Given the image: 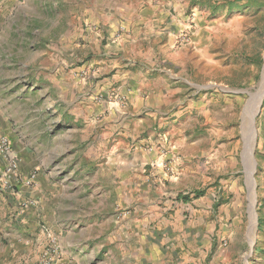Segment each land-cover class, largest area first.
Returning a JSON list of instances; mask_svg holds the SVG:
<instances>
[{
    "label": "rangeland",
    "instance_id": "1",
    "mask_svg": "<svg viewBox=\"0 0 264 264\" xmlns=\"http://www.w3.org/2000/svg\"><path fill=\"white\" fill-rule=\"evenodd\" d=\"M189 1V7H195L191 48L206 51L209 63L200 70L186 63L182 75L187 81L183 83L185 109L178 112L180 108L174 103L169 112L170 122L156 130L157 139L164 132L175 146L181 142L188 147L185 156L191 159L184 173L177 166L176 171L170 169L165 162L140 170L129 164L131 151L112 154L108 149L99 152L95 166L92 154L84 155H89L88 160L81 154L88 151L83 144L80 159L67 157L76 152L77 147L72 146L79 135H84L88 121H84V116L80 118L76 130L69 129V122L61 125L62 109L77 111L81 104L72 101L71 87L65 86L63 105H57V99L63 95L55 78L56 67L63 70L66 82L69 72L78 75L86 87L98 79L96 73L90 76L88 72V68L90 72L95 70L94 65L72 58L77 52L76 44L81 43L78 34L83 25H78L76 19L85 11L81 0H47L43 8L37 5L25 10L22 17L16 16L17 30L7 29L3 34L4 48L12 53L20 75L18 85L25 87L23 92L28 97L16 104L18 132L11 144L15 142L20 148L15 154L17 162L33 161L37 168L45 147L64 150L63 163L58 169L53 166V170L65 185V197L60 204L66 213L90 216L93 225L122 228L124 238L132 244L142 237L151 242L182 240L191 247L201 245L206 253L202 264H263L264 97L257 104V91L264 80V0ZM45 45L46 60L43 54L36 56ZM44 62L49 82L47 109L36 99L40 89L29 84L32 79L38 81L34 79L35 71ZM251 119L254 138L250 153ZM51 136L53 139L45 145L46 137L50 140ZM130 147L148 150L136 141ZM252 160L253 227L248 181ZM91 166L96 170H91ZM155 166H159L160 173ZM34 167L35 176L41 170ZM101 179L108 180L106 188ZM194 191L203 193L178 205L177 193L192 197ZM189 246L192 256L196 249L192 251Z\"/></svg>",
    "mask_w": 264,
    "mask_h": 264
},
{
    "label": "crops",
    "instance_id": "2",
    "mask_svg": "<svg viewBox=\"0 0 264 264\" xmlns=\"http://www.w3.org/2000/svg\"><path fill=\"white\" fill-rule=\"evenodd\" d=\"M46 1L0 0V136L9 139L14 155L20 150L15 142L11 144L18 132L16 104L28 97L23 92L25 87L18 85L20 75L15 70L12 53L4 48L3 34L7 29L17 30L16 16L22 17L25 10L37 5L43 8ZM189 3V0H81L85 11L76 18L78 25H83L78 34L81 43L76 44V56L72 58L85 59L84 62L94 65L98 79L86 87L78 75L69 72L66 78L69 82H66L63 70L56 67L55 78L63 95L57 99V105H63L65 86L71 87L72 101L81 104L72 112L60 108L61 125L69 122V129L76 130L80 118L84 116V121H88L83 128L84 135H79L72 146L77 147L76 152L67 157L80 159L83 144L88 151L81 154L84 158L87 152L92 154L95 166L99 152L108 149L112 154L131 151L129 164L140 170L165 162L172 170L181 168V174L186 171L191 159L185 156L188 147L181 142L175 146L163 132L173 149L165 153L158 151L164 143L156 138L159 136L156 130L170 122L169 112L174 103L180 108L178 112L185 109L183 83L187 81L182 75L186 63L198 70L209 63L206 51L191 48L194 22L191 14L195 7H189ZM188 25H191L190 42L180 45L178 32ZM45 47L36 53L40 57L43 54L44 60L47 59ZM35 72L34 79L38 81L32 79L33 83L29 81V84L40 89L36 99L47 109V63ZM53 136L50 140L46 137L45 145ZM134 141L148 150L132 149L130 143ZM43 151L39 168L33 161H18L12 174L6 172V161L0 156V264H37L48 234L61 249V255L52 264H202L205 260L201 245L191 247L182 240L151 242L142 237L132 244L124 238L122 228L112 230L108 226L93 225L90 216L64 212L60 199L65 197V185L58 181L55 172L64 161V150L51 146ZM116 157L113 159L119 161ZM33 166L41 170L35 176ZM95 166L91 170H96ZM107 183L108 180L101 179L103 188ZM179 194L186 195L176 194L178 205L190 202L178 200ZM115 233L120 235L114 237ZM188 246L192 251L196 249L192 256ZM261 261L264 264V258Z\"/></svg>",
    "mask_w": 264,
    "mask_h": 264
},
{
    "label": "built area",
    "instance_id": "3",
    "mask_svg": "<svg viewBox=\"0 0 264 264\" xmlns=\"http://www.w3.org/2000/svg\"><path fill=\"white\" fill-rule=\"evenodd\" d=\"M194 13L191 14L193 16ZM183 28L178 32L177 35V43L180 45L187 44L190 41V27ZM84 72V69L81 70ZM90 76L95 74V70L89 71ZM161 140L163 141L164 145L161 147L162 153L167 151H171L173 149L172 144L169 142L167 136L165 134L161 135ZM0 156L6 161V172L8 174H12L15 171L17 160L16 156L13 154V150L11 148L10 142L7 137L0 136ZM61 255V249L56 241V239L51 235L48 234V240L37 259V264H52L57 257Z\"/></svg>",
    "mask_w": 264,
    "mask_h": 264
},
{
    "label": "bare ground",
    "instance_id": "4",
    "mask_svg": "<svg viewBox=\"0 0 264 264\" xmlns=\"http://www.w3.org/2000/svg\"><path fill=\"white\" fill-rule=\"evenodd\" d=\"M257 95H258V100H257V104L260 103V101L262 100V98L264 97V80L263 82L261 83L260 85V88L258 89L257 91ZM251 132H252V135H251V143H250V146H249V151L250 153L252 152V148H253V138H254V129H253V122H252V119H251ZM253 172H254V161L252 160L251 161V164H250V170L248 171V181H249V191H250V194H251V201H252V204H251V219H252V227L255 225V214H254V210H253V203H254V181H253Z\"/></svg>",
    "mask_w": 264,
    "mask_h": 264
},
{
    "label": "trees",
    "instance_id": "5",
    "mask_svg": "<svg viewBox=\"0 0 264 264\" xmlns=\"http://www.w3.org/2000/svg\"><path fill=\"white\" fill-rule=\"evenodd\" d=\"M228 7H231V5L228 6ZM213 9H216V8H213ZM202 193H203L202 191H194L192 197L190 196V194H186V195L179 194L178 197H177V199L178 200L180 199V200H182L184 202H187V201L192 200V198H198V197H200L202 195Z\"/></svg>",
    "mask_w": 264,
    "mask_h": 264
},
{
    "label": "water",
    "instance_id": "6",
    "mask_svg": "<svg viewBox=\"0 0 264 264\" xmlns=\"http://www.w3.org/2000/svg\"><path fill=\"white\" fill-rule=\"evenodd\" d=\"M260 106V105H259ZM253 129H254V127H253Z\"/></svg>",
    "mask_w": 264,
    "mask_h": 264
}]
</instances>
